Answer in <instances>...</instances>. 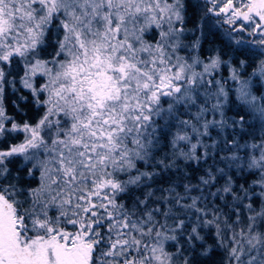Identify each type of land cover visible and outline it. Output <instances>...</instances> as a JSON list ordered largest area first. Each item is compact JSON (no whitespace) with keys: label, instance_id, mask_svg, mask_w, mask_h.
<instances>
[{"label":"snow or ice","instance_id":"snow-or-ice-1","mask_svg":"<svg viewBox=\"0 0 264 264\" xmlns=\"http://www.w3.org/2000/svg\"><path fill=\"white\" fill-rule=\"evenodd\" d=\"M204 2L210 6L201 20L223 17V23L229 25L225 32L229 40L246 31L251 37L250 41H236L241 46L238 50L249 48L264 56V0ZM184 11L183 0H0V135L21 130L15 123L10 129L5 127L9 118L3 93L6 84L14 87V81L7 79L3 64L19 58L24 67L23 86L31 90L37 107L45 108L35 124H23V142L0 150V264H174L183 254V246L175 253L165 251L164 241L178 237L165 235L164 225L157 230L155 217L163 205H168L163 209L165 219L173 209L199 214L201 196L191 197L190 193L199 188L203 194V186L212 185L217 176L209 169L198 184L185 183L183 194L176 191L179 184L171 181L166 188L154 189L151 183L161 173L140 171L137 161L148 162L156 144L155 118H163L165 113L185 129L191 127L197 136L207 135L210 127L229 126L223 113L228 93L220 81L205 80L220 65L219 56L204 63L203 72H197L194 69L202 61L194 57L189 63L176 55L185 29L175 24L184 23ZM52 25L58 33L62 30L63 36L56 41L55 54L44 59L41 49ZM152 25L160 29L154 43L144 39ZM198 45L199 38L193 47ZM259 67L264 81V60ZM239 75L233 71L231 77L239 85L237 99L251 110L254 119L259 118L261 143L250 145L253 151L245 159L237 152H247L249 145L226 140L221 151L231 154L220 160L228 161L229 168L235 165L239 172L260 175L252 185H241L239 190L234 189L229 176L223 189L210 195L220 199L224 198L221 191L231 195L233 202L243 204L250 213L247 225L239 231L225 221L232 233L227 242L231 245L227 264H264V93L253 95L251 78L239 79ZM37 76L44 79L39 87L30 82ZM201 88L205 89V103L199 106L195 122L178 119L177 106H196ZM213 98L216 102L209 108ZM166 100L169 103L164 109ZM209 111L213 116L219 113L221 119H205L200 132V120ZM246 123L241 116L232 119L231 127L235 131L239 125L243 130ZM179 141L190 142V137L177 134L172 143ZM201 146L206 149L203 157L180 155L206 161L207 149L215 150L217 142L192 144L193 154ZM233 148L237 152H231ZM9 158H22L24 167L31 164L29 176L40 173L38 186L28 190L24 201L18 199L23 189L14 182L3 183L11 175ZM163 163L158 161L152 167ZM170 167L164 164L165 170ZM215 173L226 175L222 168ZM253 186L261 191L254 192ZM157 191L160 196L155 195ZM136 192L141 196L134 195ZM122 196L131 197V203L121 200ZM257 196L259 210L253 206ZM188 199L190 204L183 203ZM245 200L248 203L244 204ZM52 211L56 215H50ZM239 215L237 208L236 223ZM211 223L205 221V226ZM185 224L180 220L170 231L182 235ZM199 226L198 216L188 233L193 250L194 242L203 239ZM217 229L219 235L218 223ZM221 240L224 246L223 237ZM207 254V250L201 253ZM183 264H189L188 256Z\"/></svg>","mask_w":264,"mask_h":264},{"label":"trees","instance_id":"trees-1","mask_svg":"<svg viewBox=\"0 0 264 264\" xmlns=\"http://www.w3.org/2000/svg\"><path fill=\"white\" fill-rule=\"evenodd\" d=\"M171 3V0H168ZM185 5L184 23L175 24L177 28L185 29L184 33L180 37L182 47L178 49L176 55L185 57L188 62L192 58H198L202 62L210 61L211 58L219 56L221 63L214 69L211 74L205 76V80L220 81L223 84L225 91L228 93L224 99L223 113L224 118L228 120L227 127L221 129L220 127H210L208 134L204 136H197L192 132L191 127L187 129L183 125H179L177 119L170 118L165 113L163 118L157 117L156 127L157 132L155 133L156 144L152 149L148 162L137 161V168L143 172L157 171L161 175L156 177L151 183V187L166 188L168 182L171 181L173 184H179L176 191L183 194V185L190 183L196 185L199 183V177L205 176L206 172L211 169L216 174L217 179L210 186H203L204 192L201 194L200 189L197 188L195 191L190 193L191 197L201 196V199L197 205L202 211L198 214L195 210H184V209H173V214L169 215L167 219L163 216V209H166L168 205L162 206L161 214H158L155 219L159 221L156 225L157 230H160V225H164V234L168 236L176 235L177 240H165L164 248L169 253H175L177 248L183 246V254L174 259V264H183L184 256L189 257V264H227V253L231 246L227 242L231 238V229L227 228V224L233 225L237 231L241 227H244L248 223L247 217L250 215L243 204L239 202H233L231 195L224 194L221 191V196L213 197L210 195L212 192H216L218 189H223L225 181L229 176L233 180L234 189L239 190L241 185L248 187L252 185L254 180L259 179V172L255 174L249 173L247 170L239 172L235 165L231 168L228 167V161L221 162L220 157L230 155V152L221 151L224 148L226 140L236 141L238 145H249L247 152L244 149H231V152H237L242 158L247 157V154L252 152L250 145L253 143H261L262 128L259 118H253V113L245 105H243L237 99V92L235 89L239 86L238 82L232 80L233 71L239 73V79L251 78L252 92L253 95L259 96L264 93V81L260 79V61L264 60L259 52L255 50H249V48H243L238 50L241 46L236 43L240 39L251 40L250 36H246L245 33L233 34L231 40L225 36V32L228 30L229 25L223 23V17L209 16L201 20V17L206 12L204 0H183ZM220 23H217V20ZM58 23V21H57ZM143 23V20L141 21ZM194 30V31H193ZM160 29H157L155 25L150 26L144 33V39L149 42H155L158 37ZM247 33V31H246ZM63 36V31L59 33L56 30V26H51V31L47 34L46 46L41 49V57L49 59L55 54L56 41ZM199 38V45L193 47L194 42ZM251 47V46H250ZM241 61L245 64L242 66ZM7 73V79L14 81V87L11 84L5 85V92L3 93V107L5 115L9 118L5 121V127L10 129L12 123L21 126V130L17 132H6L4 135H0V150H5L11 145L23 142L25 133L22 131V126L25 122L35 124L38 119L43 115L45 108H38L35 104L34 97L30 89L25 88L21 81V77L24 75V67L20 62L19 58L14 59L11 64H3ZM255 73V74H254ZM44 83V79L39 76L33 78V84L39 87L40 84ZM205 89H199L200 98L197 101V105L191 108H185L183 106H177L176 116L180 120H190L195 122L194 116L199 111V106L205 103V97L203 95ZM210 91L215 92L216 88H211ZM25 99H21V98ZM44 99V96L40 97ZM15 102V103H13ZM215 98L208 102V107H211L212 103H215ZM168 101H164L162 107L167 109ZM244 116L248 122L243 126V130L239 125L236 126L235 131L231 127L232 119H239ZM220 120L221 116L216 113L209 111L200 120V132H203L202 127L204 120ZM187 133L190 137L189 141H179L175 145L172 143L174 136L177 134L183 135ZM213 141L217 142L215 150L208 148V156L205 159H201L199 162L196 159H188L186 156H181L180 153H186L188 155H195L203 157L206 149L204 147H198L193 154L191 145L200 142L203 145H210ZM255 154L259 155V149H256ZM7 167L11 170V175L8 180H4L3 183L14 182L17 187L23 189V192L19 195L18 199L24 201L28 197V190L35 188L39 184L40 173L35 172L34 177L28 175V169L32 167L31 164H27L24 167L25 161L22 158H9ZM158 161H163L157 168H153L152 165H156ZM239 163V162H238ZM164 164H171V167L167 170L164 169ZM179 169L177 171L176 169ZM222 168L226 175L221 176L215 173V169ZM135 174V173H133ZM12 177H19L18 180H12ZM122 179H127V176H122ZM145 191V189H142ZM253 191L259 193L261 188L259 186H253ZM141 192H136L134 195L141 196ZM156 196H160L159 191L156 192ZM206 197V199L204 198ZM142 198V197H141ZM121 200L131 203V197L122 196ZM30 203V201H29ZM174 203V201H173ZM183 203L190 204L191 199L183 201ZM248 203L247 200L243 202ZM29 205L25 203L24 208ZM155 205L150 204L149 207ZM253 206L259 210L260 199L257 196L253 200ZM237 208H239V223L237 221ZM207 212V215H204ZM50 215H56L55 211L50 212ZM199 216V233L203 237L202 240L195 241V249L188 243V233L191 231L192 226L197 223V217ZM180 220L186 222L183 229V234L180 232H172L170 229L174 228ZM205 221H213V223L205 226ZM217 223L219 225V235L217 234ZM261 230H264V225H261ZM155 236V233H153ZM223 237V244L222 240ZM207 250V255H201V253Z\"/></svg>","mask_w":264,"mask_h":264},{"label":"rangeland","instance_id":"rangeland-1","mask_svg":"<svg viewBox=\"0 0 264 264\" xmlns=\"http://www.w3.org/2000/svg\"><path fill=\"white\" fill-rule=\"evenodd\" d=\"M164 27H165V29L167 28V24H166V23H165ZM244 33H245L246 36H248L246 32H244ZM238 34H241V33H238ZM190 62H191V61H190ZM190 62H189V63H190ZM207 62H209V61H207ZM207 62H202L200 65H198L197 67H195L194 70L197 71V72H203V70H204V63H207ZM213 71H214V70H211L210 74H211ZM30 82L33 83V78H32V80H31Z\"/></svg>","mask_w":264,"mask_h":264}]
</instances>
